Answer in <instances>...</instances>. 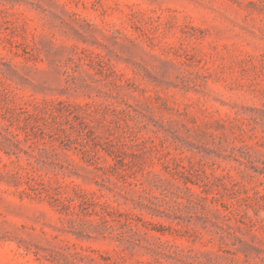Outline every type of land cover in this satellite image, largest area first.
I'll use <instances>...</instances> for the list:
<instances>
[{
	"label": "rangeland",
	"instance_id": "374dc122",
	"mask_svg": "<svg viewBox=\"0 0 264 264\" xmlns=\"http://www.w3.org/2000/svg\"><path fill=\"white\" fill-rule=\"evenodd\" d=\"M0 264H264V0H0Z\"/></svg>",
	"mask_w": 264,
	"mask_h": 264
}]
</instances>
